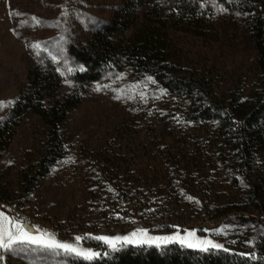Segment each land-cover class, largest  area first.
Listing matches in <instances>:
<instances>
[{"label": "rangeland", "instance_id": "rangeland-1", "mask_svg": "<svg viewBox=\"0 0 264 264\" xmlns=\"http://www.w3.org/2000/svg\"><path fill=\"white\" fill-rule=\"evenodd\" d=\"M134 1L0 0V118L28 85L31 68L47 59L60 74V91L80 94L59 125L63 153L29 190L25 175L36 169L48 128L34 111L20 120L0 158V181L17 201H0V213L30 235L47 234L45 240L95 257L129 244L170 242L254 251L264 233V148L243 154L222 132L220 117L256 88L250 23L257 12L264 17V0H200L197 25L163 14L156 26L173 52L162 70L167 78L190 79L192 93L168 88L157 64L138 67L126 51L98 79L77 81L70 43L99 45L104 32L124 43L154 23ZM114 22L119 29L108 31ZM209 98L220 114L197 117ZM140 230L150 242L132 237ZM188 232L195 237L184 243L166 239ZM101 236L132 242L121 239L113 248ZM0 256V264H71L80 257L27 243L0 249Z\"/></svg>", "mask_w": 264, "mask_h": 264}, {"label": "trees", "instance_id": "trees-1", "mask_svg": "<svg viewBox=\"0 0 264 264\" xmlns=\"http://www.w3.org/2000/svg\"><path fill=\"white\" fill-rule=\"evenodd\" d=\"M134 2L138 8H144V15L154 14V19L151 20L154 23L147 22L142 30L137 31L124 43L106 39L103 37L106 32L100 34L103 40L99 45H94V42L90 45L70 43L68 45L69 55L78 65L73 71V77L80 82L96 80L106 69L117 64L121 60V53L126 51L128 57L138 67H145L149 62L153 66L157 64L156 76L168 88H184L192 93L193 86L190 79L174 75L167 78V71L162 70L167 66L173 51H170L165 37H161L162 34L158 31L156 24L162 21L163 14L175 17V20L182 23L201 24L204 10L200 0H135ZM253 16L250 29L257 53L256 88L250 98L242 99L237 106L230 109L226 108L225 115L220 117L222 132L229 133V141L234 138L241 152L244 151L243 154L247 156L253 147L255 149L264 148V17L260 12ZM118 29L116 22L107 27L108 31ZM59 87L60 74L51 60L47 59L42 66L34 65L28 74V85L11 106L9 115L0 118V158L9 146L25 114L34 111L41 115L47 124L46 146L36 169L31 175H25L26 190L32 188L35 180L42 176L64 151L59 125L66 118L69 109L79 102L80 94L75 90L61 92ZM47 95L51 97L49 105L43 102ZM209 102L211 104L202 108L197 117L205 118L217 114L212 110L217 102L210 98ZM255 199L253 198V203L258 206L260 202ZM0 201L8 203L17 201L1 181ZM71 264H264V233L258 240L254 251L245 250L244 253L212 247L202 250L183 246L177 242L160 246L129 244L92 260L83 257L73 258Z\"/></svg>", "mask_w": 264, "mask_h": 264}, {"label": "snow or ice", "instance_id": "snow-or-ice-1", "mask_svg": "<svg viewBox=\"0 0 264 264\" xmlns=\"http://www.w3.org/2000/svg\"><path fill=\"white\" fill-rule=\"evenodd\" d=\"M33 47H37V45H34ZM44 235H47V234H44ZM44 235L42 236L30 235L29 232L26 231L23 226H21V224L13 222L8 217L0 213V249L8 250V249H11V247L14 244L27 243V244H34V245H42L43 248H47V249H62L67 253L75 254L76 256L83 257L87 260H92L97 255V253H94L91 251H84V250L78 249L77 247H74L72 244L58 243L55 240H45ZM138 235L141 238L138 241L140 243L150 242L151 240V238L144 239V237H146L147 234L143 232L142 230L132 233L133 238H136ZM193 237H195V233L188 232L187 236L184 238H180L177 236V237H168L166 239L181 240V242L184 243V242L189 241L190 238H193ZM76 239L77 241H79L80 237H77ZM97 239L104 241L106 244L110 245L113 248L115 247L116 243L119 242L121 239L123 240L124 243L132 242V240L129 237H123V238L116 237V238L110 239L108 237L101 236V237H97ZM195 244L211 245L212 242L208 240H203V241L198 240L195 242ZM187 246L193 247L195 245L192 242H188ZM212 246L219 247L218 245H212ZM0 259H3V257L0 256Z\"/></svg>", "mask_w": 264, "mask_h": 264}]
</instances>
